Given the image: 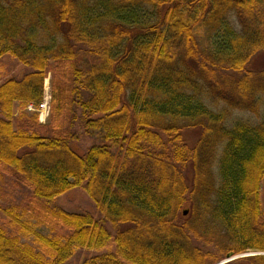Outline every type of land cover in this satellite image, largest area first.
<instances>
[{
  "label": "trees",
  "instance_id": "trees-1",
  "mask_svg": "<svg viewBox=\"0 0 264 264\" xmlns=\"http://www.w3.org/2000/svg\"><path fill=\"white\" fill-rule=\"evenodd\" d=\"M5 56L27 72L0 84V264L264 253V0H0ZM78 189L101 220L57 205Z\"/></svg>",
  "mask_w": 264,
  "mask_h": 264
},
{
  "label": "rangeland",
  "instance_id": "rangeland-1",
  "mask_svg": "<svg viewBox=\"0 0 264 264\" xmlns=\"http://www.w3.org/2000/svg\"><path fill=\"white\" fill-rule=\"evenodd\" d=\"M256 64L258 66H261L264 64V59L258 58L256 61ZM24 72H27L26 68H24L22 65H20L17 60L10 56H5L0 59V84L3 80L10 77H20ZM51 77L49 76L45 81V87L49 88L50 91V83ZM19 113L18 105L15 107V115ZM264 113V110H262V113ZM50 116V114H49ZM261 117H257L256 115H253L251 113L247 112H234L231 119L229 120L228 124L231 126L235 123H247L251 125H257L260 123ZM49 119V117H48ZM41 121V119H40ZM198 131L192 132L189 136L191 138H194ZM98 143V141L92 137H84L81 139V141H76L73 143V148L79 152H84L88 148H90L92 145ZM190 177V175H189ZM1 195V194H0ZM27 195V192H21L16 191L12 197L5 198L7 202L13 201V199L20 202L25 198ZM262 205L264 208V184L262 188ZM57 205L64 211L68 213H90L95 218L101 220V215L96 209V206L94 202L89 198V196L82 190H74L69 193L64 194L63 196L59 197L57 200ZM1 217V215H0ZM43 234H48V231L46 229L40 230ZM22 242L32 245L33 247H36L35 243H33V239L24 237L22 239ZM98 253L92 252V251H86V250H79L76 255L67 263V264H83L88 258L97 255ZM263 255L264 253L257 252V251H247L244 254L238 255L236 257H233L231 259H226L222 261V263L232 262L238 259H243L247 257L252 256H258Z\"/></svg>",
  "mask_w": 264,
  "mask_h": 264
},
{
  "label": "built area",
  "instance_id": "built-area-1",
  "mask_svg": "<svg viewBox=\"0 0 264 264\" xmlns=\"http://www.w3.org/2000/svg\"><path fill=\"white\" fill-rule=\"evenodd\" d=\"M51 90L49 91L48 87H45L43 100L36 107L34 105H30L28 110L30 112H37L40 116L41 122H46L48 120L50 114L51 107Z\"/></svg>",
  "mask_w": 264,
  "mask_h": 264
},
{
  "label": "water",
  "instance_id": "water-1",
  "mask_svg": "<svg viewBox=\"0 0 264 264\" xmlns=\"http://www.w3.org/2000/svg\"><path fill=\"white\" fill-rule=\"evenodd\" d=\"M188 214V212L187 211H185L184 212V215H187ZM227 259H231V257H228ZM233 261V260H232ZM227 263H229V262H227ZM227 263H222V264H227Z\"/></svg>",
  "mask_w": 264,
  "mask_h": 264
}]
</instances>
